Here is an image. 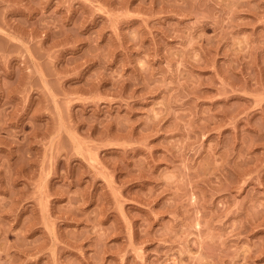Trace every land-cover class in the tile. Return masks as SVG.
<instances>
[{
	"label": "rangeland",
	"instance_id": "1",
	"mask_svg": "<svg viewBox=\"0 0 264 264\" xmlns=\"http://www.w3.org/2000/svg\"><path fill=\"white\" fill-rule=\"evenodd\" d=\"M0 264H264V0H0Z\"/></svg>",
	"mask_w": 264,
	"mask_h": 264
}]
</instances>
